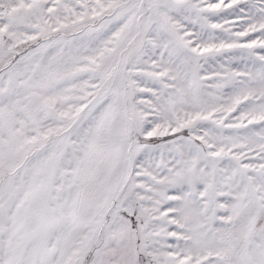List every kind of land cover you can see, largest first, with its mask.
I'll list each match as a JSON object with an SVG mask.
<instances>
[{
	"label": "snow or ice",
	"instance_id": "obj_1",
	"mask_svg": "<svg viewBox=\"0 0 264 264\" xmlns=\"http://www.w3.org/2000/svg\"><path fill=\"white\" fill-rule=\"evenodd\" d=\"M0 264H264V0H0Z\"/></svg>",
	"mask_w": 264,
	"mask_h": 264
}]
</instances>
